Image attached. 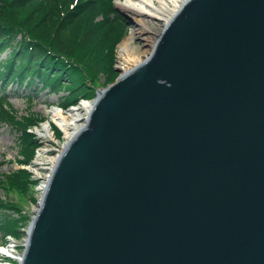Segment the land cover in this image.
<instances>
[{"label":"water","instance_id":"1","mask_svg":"<svg viewBox=\"0 0 264 264\" xmlns=\"http://www.w3.org/2000/svg\"><path fill=\"white\" fill-rule=\"evenodd\" d=\"M115 71L18 264H264V0H188Z\"/></svg>","mask_w":264,"mask_h":264},{"label":"trees","instance_id":"2","mask_svg":"<svg viewBox=\"0 0 264 264\" xmlns=\"http://www.w3.org/2000/svg\"><path fill=\"white\" fill-rule=\"evenodd\" d=\"M116 0H0V83L63 92L60 105H75L112 83L117 45L129 26ZM29 97V96H28ZM18 116L7 96L0 95V124L15 132L18 165L31 162L38 147L33 129L44 120L32 110ZM54 134L60 131L51 126ZM35 181L21 167L0 172V237L19 239L28 216L16 199H33ZM14 195L15 200L11 198ZM35 201V200H34ZM10 261L9 258H6ZM12 262V261H10Z\"/></svg>","mask_w":264,"mask_h":264},{"label":"rangeland","instance_id":"3","mask_svg":"<svg viewBox=\"0 0 264 264\" xmlns=\"http://www.w3.org/2000/svg\"><path fill=\"white\" fill-rule=\"evenodd\" d=\"M117 1L119 0H116V5H117ZM117 8L128 22V26H129L128 34L131 33L133 31L132 16L128 12H125L122 9H120L118 5ZM154 27L157 28L158 31L162 30L160 23L154 25ZM119 44L117 45L116 48L114 70L115 68H119V61H120L118 56ZM149 44L150 42L147 41V39H144V37L136 36L132 47L133 50L136 52V54L140 55L142 58H145L144 54H147L148 51H146L147 50L146 48L149 46ZM118 76L119 74L117 73V77ZM103 87H99V88H103ZM7 95L13 108L17 110L18 114L20 115L25 114L28 111L27 107L29 105V102L32 101L33 102L32 110L38 112L41 116L44 117V120L40 122L39 125L36 128H34L32 131L37 140L38 147L36 149V153L33 159L31 160L30 163L26 165L25 168L29 172L31 180L35 181V184L31 189V195L33 199L21 200L18 198L15 200L14 195H11V198H13L16 201V204L20 206L23 212L26 213V215L28 216L26 225L21 227V231H23L24 234L21 235L19 239H14L13 241H11L12 243L10 244L9 243L3 244L1 242V237H0V246L1 245L4 246L3 248L0 247V252L4 253V254L0 253V264H18V259L21 258L23 245L25 244L24 242L26 240L25 231H27L30 218L33 216L34 211L37 209L38 206L36 202L39 200L41 194V191H38V189L41 185L43 186L44 184H46L45 180L43 181V179L44 178L46 179V177L49 175L48 168L51 157L55 155L56 152L61 151L65 143L64 134L62 130L58 127V125L48 120V112L51 109L58 107L60 105L61 100L65 94L63 92L56 94L55 92L49 91L48 89H41L36 94H34L33 87L17 88L15 86H12V88L7 90ZM28 96L30 98H27ZM89 100L90 99L88 100L79 99V101L75 105L68 106L62 110L66 111L70 108L78 107L83 102H88ZM86 113L87 112L85 110L80 112L81 115H85V116ZM46 122H50L51 126H53L54 129L60 131L59 137L56 136V134H54L53 129L51 127V131L50 133H48L49 137L47 138V141L44 140L43 133H41L40 130L42 129L43 124ZM47 151L50 152L46 153ZM15 160H18V144H17L16 134L8 126L0 124V172H8L10 170L17 168V165L14 163ZM0 197L5 198L4 194L1 191H0ZM5 254L11 256L9 257L6 256ZM6 258H9L10 261L12 262H10Z\"/></svg>","mask_w":264,"mask_h":264},{"label":"bare ground","instance_id":"4","mask_svg":"<svg viewBox=\"0 0 264 264\" xmlns=\"http://www.w3.org/2000/svg\"><path fill=\"white\" fill-rule=\"evenodd\" d=\"M188 0H119L117 5L120 9L128 12L133 18V31L129 33L123 41L119 44L118 56H119V68L121 72L133 68L135 65L144 61V59L151 52L156 39L159 38L162 30L168 24V22L179 12L180 8ZM160 23L162 30H157L154 25ZM136 36H142L144 39L150 42L146 48L147 54H144L145 58L136 54L133 50V42ZM92 107L91 99L88 102H83L78 107L70 108L63 111L59 107H55L48 112V120L58 125L64 134L65 142L70 140L71 137L83 127L85 115H81L80 112L85 110L87 113ZM86 113V115H87ZM83 122V123H81ZM43 133L44 140L47 141L48 133L51 131L50 122L43 124L40 130ZM54 132V131H53ZM47 151L46 153H49ZM61 151L56 152L49 161V173L54 164L59 158ZM48 177L43 181L47 183ZM45 185V184H44ZM44 185L40 186L38 191H43ZM42 187V188H41ZM37 209L39 207V202ZM36 209V210H37ZM35 210V211H36ZM34 211V213H35ZM34 215V214H33Z\"/></svg>","mask_w":264,"mask_h":264}]
</instances>
